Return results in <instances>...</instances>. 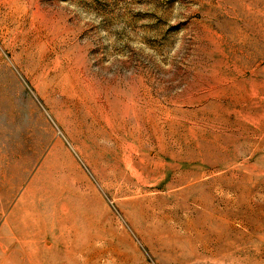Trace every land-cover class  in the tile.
Masks as SVG:
<instances>
[{"label":"rangeland","instance_id":"374dc122","mask_svg":"<svg viewBox=\"0 0 264 264\" xmlns=\"http://www.w3.org/2000/svg\"><path fill=\"white\" fill-rule=\"evenodd\" d=\"M0 264H264V0H0Z\"/></svg>","mask_w":264,"mask_h":264},{"label":"bare ground","instance_id":"6f19581e","mask_svg":"<svg viewBox=\"0 0 264 264\" xmlns=\"http://www.w3.org/2000/svg\"><path fill=\"white\" fill-rule=\"evenodd\" d=\"M124 111H125V110H124ZM126 111H127V110H126ZM126 111H125V112H126ZM141 112H142V111H141ZM127 116H128V114H127ZM122 117H123V116H122ZM134 117H136V116H134ZM137 117H138V116H137ZM134 119H135V118H134ZM136 119H137V118H136ZM135 123H136V120H135ZM138 124H140V123L138 122ZM139 129H140V128H139Z\"/></svg>","mask_w":264,"mask_h":264}]
</instances>
